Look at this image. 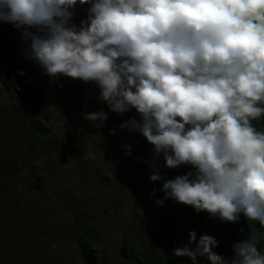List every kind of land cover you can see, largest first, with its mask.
<instances>
[{"label": "clouds", "instance_id": "9594fccd", "mask_svg": "<svg viewBox=\"0 0 264 264\" xmlns=\"http://www.w3.org/2000/svg\"><path fill=\"white\" fill-rule=\"evenodd\" d=\"M77 2L90 5L79 26L70 23ZM0 21L25 29L48 76L95 82L113 112L134 108L139 120L121 128L142 134L164 167L194 169L164 180L157 204L171 198L224 223L247 218L230 259L195 231L173 255L264 264V131L253 123L264 120V0H0ZM149 179L164 178L155 170Z\"/></svg>", "mask_w": 264, "mask_h": 264}, {"label": "trees", "instance_id": "16d2710c", "mask_svg": "<svg viewBox=\"0 0 264 264\" xmlns=\"http://www.w3.org/2000/svg\"><path fill=\"white\" fill-rule=\"evenodd\" d=\"M89 7L77 2L69 9L70 23L86 21ZM24 32L0 21V264H193L187 256L173 255L188 243L190 231L197 239L213 236L218 243L212 251L233 257V244L249 234L247 218L241 214L238 222L224 223L171 198L157 204L164 180L194 169L164 167L142 134L121 128L129 119L139 120L136 110L111 111L95 82L48 76L30 58L31 37ZM98 111L107 114L102 124L85 118ZM253 123L264 131V120ZM66 165L113 194L98 200L77 195L54 177L56 167ZM155 170L163 180L149 179ZM132 200L130 216L120 218ZM92 202H100L114 220L117 242L99 236ZM258 248L264 253V241ZM195 264L211 262L197 256Z\"/></svg>", "mask_w": 264, "mask_h": 264}, {"label": "rangeland", "instance_id": "374dc122", "mask_svg": "<svg viewBox=\"0 0 264 264\" xmlns=\"http://www.w3.org/2000/svg\"><path fill=\"white\" fill-rule=\"evenodd\" d=\"M54 177L58 180V182L65 183L67 186H70L72 190L81 197H88L93 200H98V198L107 199L113 194V190L108 186L100 184L98 182L95 183H87L80 179L71 166H57L54 170ZM123 190H127V187H122ZM130 195H136L135 191H130ZM90 201V200H89ZM135 205L134 200L132 203L124 210H122L118 216L120 218H128L130 216V212L132 211ZM92 209L96 212L95 218L96 221L94 225L98 231L99 236L106 239L109 243L117 242L119 239L120 233L118 227L114 223V220L109 218L102 210L101 203L98 204L92 202Z\"/></svg>", "mask_w": 264, "mask_h": 264}]
</instances>
